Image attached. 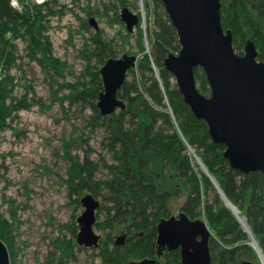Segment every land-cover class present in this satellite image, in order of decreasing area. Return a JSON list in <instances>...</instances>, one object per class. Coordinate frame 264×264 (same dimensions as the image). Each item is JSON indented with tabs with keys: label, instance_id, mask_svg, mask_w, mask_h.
I'll use <instances>...</instances> for the list:
<instances>
[{
	"label": "trees",
	"instance_id": "16d2710c",
	"mask_svg": "<svg viewBox=\"0 0 264 264\" xmlns=\"http://www.w3.org/2000/svg\"><path fill=\"white\" fill-rule=\"evenodd\" d=\"M126 1L111 0L109 6L125 5ZM9 2L0 0L1 67L7 71L15 63V45L11 41L21 37L27 42V54L42 68L56 69V58L51 56L50 46L41 34L43 16L55 13L48 6L49 2L27 6L22 11L13 8ZM220 3L221 24L231 31L234 50H241L244 41L250 38L257 48L258 59L264 61V0H220ZM145 9L148 50L142 46V34L137 26L140 52L135 66L137 73L134 68L129 69L127 76L132 75L133 80H125L117 92L125 103L124 108L110 115L100 114L96 101L102 83L97 69L67 96L70 104L80 103L90 110L87 120L90 125L103 127L104 142L113 162L106 165L109 177L96 181L93 173L97 163L87 153L82 159L72 156L68 147L73 140L66 141L63 145L64 156L69 161L66 183L72 191L87 188L93 195L99 193L100 187L104 188L105 192L100 196L110 206L102 203L107 214L103 226L110 230L121 224L130 228L123 233L122 244H115L110 233L106 234L98 244L100 264H123L144 257L156 258L154 264H181L177 250L155 256L156 224L160 218L169 216L170 199L179 195L186 196L180 209L190 218H197L202 213L211 229V264H237L253 253L244 242L246 233L218 194L211 202H203L202 191L206 192L212 186L204 174L197 176L187 147L193 149L226 198L245 216L264 255V176L259 171L241 174L234 170L222 156L223 145L210 140L204 120L194 117L163 67L167 53L179 48L175 30L159 0H152L150 8L145 3ZM41 10L44 15H40ZM96 50V60L101 64L113 55L108 43H101ZM152 64L158 71V78ZM194 77L199 88L204 89L207 83L199 68L194 70ZM13 85V77L9 74L0 77V102L7 99ZM25 87L30 88L29 85ZM3 111L4 107L0 106V131L8 127ZM200 206L203 212L198 210ZM11 214L14 219L13 212ZM3 223L7 226L5 221ZM61 252L72 255L67 246L61 248Z\"/></svg>",
	"mask_w": 264,
	"mask_h": 264
},
{
	"label": "rangeland",
	"instance_id": "374dc122",
	"mask_svg": "<svg viewBox=\"0 0 264 264\" xmlns=\"http://www.w3.org/2000/svg\"><path fill=\"white\" fill-rule=\"evenodd\" d=\"M44 1L49 2L48 6L55 13L43 16L41 34L43 41L50 46L51 56L56 58L58 67L54 70L42 68L36 59L27 54V42L21 37L11 41L15 45V63L7 71L0 65V77L9 74L14 84L7 99L0 102L8 125L0 131V239L8 249L10 264H100L99 246L85 247L75 240L78 231L76 218L83 210L79 200L91 191L87 188L69 189L66 183L69 161L64 156L63 145L73 140L68 147L72 156L82 159L87 153L97 163L93 173L96 181L109 177L106 165L113 162V158L104 142L103 127L90 125L87 121L90 110L80 103L70 104L67 96L72 88L99 71L102 64L97 62L94 52L101 43H108L113 52L111 57L118 58L127 53L137 56L138 60L140 52L136 29L137 26L140 28L142 46L146 50L148 23L145 3L150 8L152 0H127L125 5L116 4L114 8L109 6L111 0H56L54 3L49 0H10L9 3L22 11L27 6ZM123 6L140 16V22L131 32L126 30L119 18ZM44 13V10L40 11V15ZM90 18L96 26L90 24ZM150 27L154 28L152 23ZM235 51L241 54L243 44L241 50ZM134 69L137 73L136 67ZM125 80L131 82L132 75L126 76ZM170 81L175 84L174 78L171 77ZM25 85L30 86L29 90ZM196 87L202 94L209 95L207 84L201 90L199 82H196ZM186 152L197 176L204 174L207 177L193 149L187 147ZM211 186L206 192L202 191L203 202H211L218 194L222 204L231 212L212 183ZM103 192L104 188L100 187L99 193L94 195L99 201L94 224V231L100 236L99 245L107 233L116 240L130 230L123 224L115 225L111 230L103 226L107 219L100 196ZM185 197L179 195L170 199L169 216L181 211ZM198 210L203 212V207ZM237 214L244 216L239 210ZM197 218L205 221L202 213ZM238 224L246 233L244 242L253 251L243 259L263 264L253 248L252 243L257 245L253 234L254 241L250 240V234L241 223ZM59 246H67L72 255L63 254Z\"/></svg>",
	"mask_w": 264,
	"mask_h": 264
},
{
	"label": "water",
	"instance_id": "95a60500",
	"mask_svg": "<svg viewBox=\"0 0 264 264\" xmlns=\"http://www.w3.org/2000/svg\"><path fill=\"white\" fill-rule=\"evenodd\" d=\"M159 1L179 45L177 52H168L163 58V67L174 78L184 103L195 118L204 120L210 140L223 145L222 156L231 168L241 174L259 171L264 176V62L257 59L253 41L245 40L241 54L234 50L232 33L221 24L220 0ZM139 17L126 6L120 9L119 18L128 32L134 30ZM89 22L96 26L93 18ZM136 60L137 56L125 53L103 62L99 68L102 89L96 101L100 114L110 115L124 108L125 103L117 92ZM152 68L155 70L154 65ZM196 68L204 74L210 90L208 96L196 87ZM155 75L158 77L157 70ZM197 161L238 222L240 218L243 220L245 231L254 241L245 217L238 216V209L226 198L202 162ZM79 202L83 210L76 218L75 240L85 247H97L100 236L94 231V224L99 201L92 193H85ZM124 237L120 235L115 244H122ZM209 238L210 230L205 221L190 218L184 211L162 217L156 224L158 253L161 248L179 249L181 264H211ZM253 248L264 264V256L256 243ZM154 262V258L145 257L123 264ZM0 264H10L8 249L1 239ZM240 264L254 263L244 259Z\"/></svg>",
	"mask_w": 264,
	"mask_h": 264
},
{
	"label": "flooded vegetation",
	"instance_id": "af4514ba",
	"mask_svg": "<svg viewBox=\"0 0 264 264\" xmlns=\"http://www.w3.org/2000/svg\"><path fill=\"white\" fill-rule=\"evenodd\" d=\"M220 14H221V12H220ZM247 39H250V38H247ZM252 40V39H251ZM253 41V40H252ZM245 42V41H244ZM254 43V42H253ZM244 44V43H243ZM255 45V44H254ZM256 47V46H255ZM256 50H257V48H256ZM257 59H258V57H257ZM259 60V59H258ZM260 61H262V60H260ZM264 62V61H263ZM182 211V210H181ZM175 250H177L178 251V253H179V249H174V250H167L166 248H161V251L158 253V249H157V245H156V253H155V256L156 257H160V256H163V254H164V252L165 251H167V252H171V251H175ZM145 258V257H144ZM149 258H154V257H149ZM179 258H180V255H179ZM154 259H156V258H154ZM242 260H244V259H240V261L237 263V264H240V262L242 261ZM181 263V262H180Z\"/></svg>",
	"mask_w": 264,
	"mask_h": 264
},
{
	"label": "bare ground",
	"instance_id": "6f19581e",
	"mask_svg": "<svg viewBox=\"0 0 264 264\" xmlns=\"http://www.w3.org/2000/svg\"><path fill=\"white\" fill-rule=\"evenodd\" d=\"M240 223H241V225L242 226H244V228L246 229V226H245V224H244V222H243V220L240 218ZM250 236V240L252 239L251 238V235H249ZM253 241V240H252ZM253 245H255L254 243H252ZM261 260V259H260Z\"/></svg>",
	"mask_w": 264,
	"mask_h": 264
}]
</instances>
